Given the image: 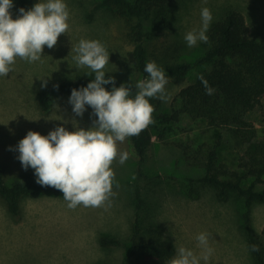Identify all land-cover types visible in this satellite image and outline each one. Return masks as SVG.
Instances as JSON below:
<instances>
[{"label":"rangeland","instance_id":"1","mask_svg":"<svg viewBox=\"0 0 264 264\" xmlns=\"http://www.w3.org/2000/svg\"><path fill=\"white\" fill-rule=\"evenodd\" d=\"M64 2L70 11L69 30L61 34L52 49L44 47L41 61L28 63L17 57L9 75L0 77V166L6 185L20 180L25 172H32L35 177L34 169H23L17 159L19 152L9 150L10 147L15 149L29 131L47 136L62 126L71 132L75 130L73 121L79 128L88 130L97 119L87 105L82 117L75 116L68 103L70 95L55 101L48 114L41 113L36 104V94L44 87L66 79L94 77V73L89 74L90 69H78L72 60L75 53L71 48L81 39L98 40L106 47L110 54L104 69L107 77L131 83L142 80L127 61V55L133 49L130 31L135 20L121 16L108 0ZM204 7L211 10L212 22L218 20L225 10L239 12L249 29L250 38L264 42V0H177L171 5L169 27L157 38L146 41L148 60L155 61L166 71L170 66L193 63L201 57L205 51L203 42L188 47L184 36L189 31H199L200 13ZM10 12L13 18V8ZM200 70L195 68L182 78L166 74L169 77L166 91L170 99L161 101L163 110L176 107L177 93L192 82ZM247 120L258 136L264 137V107L255 109ZM161 135L162 141L153 136L148 160L143 166L148 179L136 177L137 157L127 138L118 142V151L127 152L129 159L122 165L119 157L113 162V195L104 206L80 205L72 210L67 207L63 194L28 196L20 204L21 217L13 220L0 202V264H53V259L54 264H120L126 252L124 240L132 214L134 187H139L146 196L148 217L159 224L164 238L176 250L184 247L199 256L202 250L196 236L206 232L209 246L214 251L208 261L201 260L200 264H230L231 261L244 264L247 254L235 208L237 203L217 202L208 187L198 188L200 196L196 201L185 198L184 179L198 177L201 172L187 167L179 159V152L170 145L179 141L193 146L211 145L220 136L219 131L207 128L200 120L193 122L182 116ZM218 156L220 162L234 168V155L227 147H220ZM250 182V179L244 181L243 186ZM257 189L264 193V184L258 185ZM250 218L254 231L260 233L264 227V204L253 205ZM103 234L119 239V246L102 249L97 238ZM26 254L28 260L24 258Z\"/></svg>","mask_w":264,"mask_h":264},{"label":"trees","instance_id":"2","mask_svg":"<svg viewBox=\"0 0 264 264\" xmlns=\"http://www.w3.org/2000/svg\"><path fill=\"white\" fill-rule=\"evenodd\" d=\"M108 1L121 16L135 20L130 31L133 49L128 53L127 61L143 80L147 77L144 67L149 62L146 41L157 38L169 27L171 5L177 0ZM36 2L38 0H13V19L17 18L20 8L29 10ZM206 35L209 39L208 43L203 42L205 51L201 57L193 63L175 64L165 71L182 78L195 68L201 69L194 80L177 93L174 99L176 107L165 111L161 100L150 98L149 102L154 107V123L139 136L127 138L137 157L136 177L148 179L143 166L148 160L153 136L162 141L163 130L178 123L182 116L193 122L200 120L207 128L218 130L220 136L211 145L193 146L181 141L170 143L187 167L201 172L198 177L184 179L186 191L183 196L196 201L200 196L198 188L208 187L217 202L237 203L235 208L247 254L244 264H264V227L256 233L250 218L253 205L264 204V193L257 189L258 185L264 184V137H259L247 120L255 109L264 107V42L250 38L243 16L232 9L225 10L218 20L212 22ZM93 79H66L42 88L36 94L39 111L48 114L55 101L71 95L72 89L86 87ZM115 81L116 87L130 83L135 93L136 83ZM203 81L215 89L212 95L206 94ZM104 87L111 91L113 86ZM222 146L234 155L233 169L218 160ZM248 179L251 182L244 187L243 182ZM45 194L63 193L37 184L32 172H25L20 180L6 185L0 166V202L13 220L21 217L20 204L24 198ZM131 202L132 214L124 240L126 252L120 264L167 263L176 255L175 246L164 238L159 224L148 217L149 204L139 187H134ZM97 243L108 250L117 248L120 240L103 234L98 236ZM252 245H256L259 251H252ZM232 262L230 264H234Z\"/></svg>","mask_w":264,"mask_h":264},{"label":"clouds","instance_id":"3","mask_svg":"<svg viewBox=\"0 0 264 264\" xmlns=\"http://www.w3.org/2000/svg\"><path fill=\"white\" fill-rule=\"evenodd\" d=\"M13 7V0H0V77L9 75L17 57L28 63L41 61L44 47L52 49L61 34L69 30L70 11L64 0L36 2L29 10L20 8L16 19L10 12ZM200 15L199 31L192 30L184 36L188 47L198 42L208 43L206 33L213 15L207 7L201 9ZM71 52L75 53L72 60L76 67H87L91 70L89 74L94 73V79L86 87L72 89L68 103L77 117L83 116L86 105L90 106L92 115L97 117L92 127L84 130L73 121L75 130L71 132L62 126L47 136L29 131L15 149L9 150L19 152L17 159L25 171L29 167L35 170L37 184L61 191L69 209L80 205L98 208L113 195V162L119 157L122 165L129 159L127 152L118 151V142L139 136L154 123V107L149 100L170 99L166 91L169 77L155 61H149L144 67L147 77L136 82L133 94L130 83L116 87L113 77L105 78L110 54L100 41L81 39ZM203 82L206 94L212 95L215 89ZM110 84L113 87L107 91L104 86ZM196 240L202 250L199 256L180 247L167 264L208 261L214 251L209 246V234L201 232ZM251 250L255 252L259 248L252 245Z\"/></svg>","mask_w":264,"mask_h":264},{"label":"bare ground","instance_id":"4","mask_svg":"<svg viewBox=\"0 0 264 264\" xmlns=\"http://www.w3.org/2000/svg\"><path fill=\"white\" fill-rule=\"evenodd\" d=\"M11 111V110H10ZM16 112V111H15ZM10 113V112H9ZM5 116V115H4ZM3 117V116H2ZM6 118V117H5ZM1 120V119H0ZM1 124V123H0ZM14 245V244H13ZM12 245V246H13ZM17 245V244H16ZM20 246V245H19ZM13 248H15V247H13ZM13 248H12V250H13ZM19 248V247H18ZM23 248V247H22ZM16 249V248H15ZM16 250H18V249H16ZM20 250V249H19ZM25 250V249H24ZM27 250V249H26ZM80 251H81V249H80ZM19 252V251H18ZM21 252H22V254L21 255H23V250H21ZM30 252V251H29ZM31 252H33L32 250H31ZM30 252V253H31ZM33 253H35V252H33ZM36 253H39V252H36ZM43 254V253H42ZM32 255V254H31ZM34 255V254H33ZM32 255V256H33ZM29 256V255H28ZM28 256H27V254H26V257H24V258H27V260H28ZM35 256H37V255H35ZM53 256V255H52ZM43 257V256H42ZM54 257V256H53ZM30 258H33V257H30ZM37 258H38V256H37ZM56 258V257H55ZM23 259V258H22ZM46 259V258H45ZM48 259V258H47ZM10 260V259H9ZM50 260H51V258H50ZM51 262V261H50ZM62 262V261H61ZM53 264H54V259H53Z\"/></svg>","mask_w":264,"mask_h":264}]
</instances>
